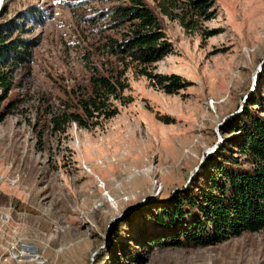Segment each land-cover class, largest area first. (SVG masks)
I'll return each mask as SVG.
<instances>
[{
	"label": "rangeland",
	"instance_id": "374dc122",
	"mask_svg": "<svg viewBox=\"0 0 264 264\" xmlns=\"http://www.w3.org/2000/svg\"><path fill=\"white\" fill-rule=\"evenodd\" d=\"M143 1L172 44L155 72L190 85L170 94L130 69L131 102L65 133L52 115L89 89L93 67L116 66L101 44L126 31L88 18L128 1H0V45L28 43L5 69L12 88L0 82V264H264V229L215 245L154 244L179 229L158 224L160 210L237 135L228 124L251 96L264 103V0H213L214 17L191 31L164 14L166 0Z\"/></svg>",
	"mask_w": 264,
	"mask_h": 264
},
{
	"label": "trees",
	"instance_id": "16d2710c",
	"mask_svg": "<svg viewBox=\"0 0 264 264\" xmlns=\"http://www.w3.org/2000/svg\"><path fill=\"white\" fill-rule=\"evenodd\" d=\"M126 1L108 8L102 15L88 18L92 23L108 18V29L126 30L120 37L109 36L101 44L107 54L116 58V66L111 71L91 69L89 89L74 94L52 115L50 121L55 132L65 133L73 122L81 128H94L116 116L120 103L132 101L125 95L130 86L126 76L130 69L170 94L190 85L176 73L155 72L156 62L171 53L172 44L153 8L143 0ZM212 1L189 0L188 11L184 13L173 7V0H166L160 7L164 14L179 19L191 31L202 28L204 21L214 17L210 11ZM27 45L19 39L7 46L0 45V82L7 92L13 85L5 69L11 59H21L18 48ZM259 95L260 91L252 95L246 109L228 124L232 128L230 132L237 135L209 156L186 191L177 194V201L160 210L156 222L169 229H179L154 241L155 245H215L246 230L264 229V103ZM258 108L261 110L257 113ZM186 221L190 224L183 228L181 224Z\"/></svg>",
	"mask_w": 264,
	"mask_h": 264
},
{
	"label": "water",
	"instance_id": "95a60500",
	"mask_svg": "<svg viewBox=\"0 0 264 264\" xmlns=\"http://www.w3.org/2000/svg\"><path fill=\"white\" fill-rule=\"evenodd\" d=\"M210 152H212L211 150H208L207 152H205L206 153V155H208V154H210ZM205 155V156H206ZM201 164H202V162H201Z\"/></svg>",
	"mask_w": 264,
	"mask_h": 264
},
{
	"label": "bare ground",
	"instance_id": "6f19581e",
	"mask_svg": "<svg viewBox=\"0 0 264 264\" xmlns=\"http://www.w3.org/2000/svg\"><path fill=\"white\" fill-rule=\"evenodd\" d=\"M0 1H2V0H0ZM1 4V3H0ZM16 248V247H15ZM15 251H17V249H15V250H13L12 252H15ZM18 257H20V255L18 254L17 255ZM15 259V258H14Z\"/></svg>",
	"mask_w": 264,
	"mask_h": 264
}]
</instances>
